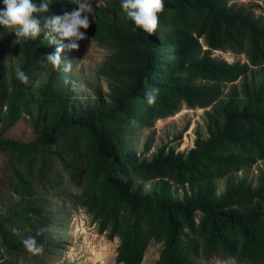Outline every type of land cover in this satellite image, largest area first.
<instances>
[{
    "label": "trees",
    "instance_id": "trees-1",
    "mask_svg": "<svg viewBox=\"0 0 264 264\" xmlns=\"http://www.w3.org/2000/svg\"><path fill=\"white\" fill-rule=\"evenodd\" d=\"M231 1L164 0L154 33L168 35L165 46L147 41L133 25L104 32L105 40L100 41L111 50L108 68L116 77L128 73L123 83L119 81L125 89L115 108L100 119H62L32 142L0 138V153L7 151L11 158V189L23 195L32 191L34 163L41 167L35 186L41 180L57 186L49 154L60 152L45 148L56 142L66 153L77 154L69 168V180L79 187L78 195L70 194L76 203L104 211L113 200L135 214L132 230L113 226L121 234L117 264H141L150 237L161 235L165 245L157 264H208L214 259L264 264V213L239 211L264 204V169L253 194L235 188L217 197L211 187L214 178L264 161V85L257 93L244 87L241 98L234 91L228 103L208 114L209 137H198L186 156L157 159L143 168L111 156L130 148L133 129L175 114L182 103L207 108L219 94L218 85L234 83L247 72L246 65L212 58V51L245 56L250 67L264 65V23L245 8L229 6ZM76 7L70 0H55L51 11L62 15ZM146 94L155 97L152 104ZM132 174L144 182L168 178L180 184L201 183L203 191L186 205L156 197L136 201L127 196L124 184ZM27 221L24 216L15 223ZM144 224L149 226L148 235L141 231Z\"/></svg>",
    "mask_w": 264,
    "mask_h": 264
},
{
    "label": "rangeland",
    "instance_id": "rangeland-1",
    "mask_svg": "<svg viewBox=\"0 0 264 264\" xmlns=\"http://www.w3.org/2000/svg\"><path fill=\"white\" fill-rule=\"evenodd\" d=\"M90 3L93 12L89 28L81 29L85 39L78 42L76 50H69L68 41L59 37L55 43L48 44L43 33L35 41L22 40L20 45L15 44V34L0 27V138L32 142L62 119H100L113 111L125 89L119 81L123 83L128 73L122 72L116 77L108 68L111 50L108 44L102 43L103 35L109 30L128 29L133 22L121 11L120 0H90ZM230 5L245 8L264 23L263 0H232ZM145 38L165 46L168 35L145 33ZM200 44L203 46V41ZM57 47L63 48L62 62L54 69L44 62L43 55L54 53ZM165 51L168 53V49ZM211 57L229 64L246 65L248 70L236 82L218 85L219 94L209 107L190 108L182 103L175 114L133 129L130 148L111 156L137 168L148 167L168 156L173 160L179 155L186 156L194 149L198 137L202 140L209 137L208 114L228 103L234 91L241 98L244 87L257 93L264 85V65L250 67L245 56L228 52L212 51ZM63 61L71 64L68 71L64 70ZM17 69L28 76L26 83L16 78ZM45 148L60 152L49 154L53 162L51 177L57 186L50 187L43 180L35 186L41 167L34 163L33 189L24 195L11 189L10 154L0 153V264H117L121 234L114 232L113 226L117 224L123 232L132 230L135 214L128 206H118L113 200L104 211L89 210L76 203L70 194L78 195L79 187L69 180V168L73 163L72 155L77 154L66 153L65 147L56 142H48ZM263 169L264 161H259L239 172L214 178L212 190L217 197L235 188L253 194L260 185ZM124 184L132 200L156 197L173 205L189 204L199 199L203 191L201 183L180 184L168 178L144 182L134 174L125 179ZM254 210L264 213V204L239 208L243 215ZM24 216L28 221L17 225L15 222ZM148 230V224H144L143 234L148 235ZM28 236L36 237L42 248L39 253L24 247L22 241ZM150 238L141 264H157L165 245L163 235L160 239ZM208 264L240 263L214 259Z\"/></svg>",
    "mask_w": 264,
    "mask_h": 264
},
{
    "label": "clouds",
    "instance_id": "clouds-1",
    "mask_svg": "<svg viewBox=\"0 0 264 264\" xmlns=\"http://www.w3.org/2000/svg\"><path fill=\"white\" fill-rule=\"evenodd\" d=\"M54 2L55 0H0V27L15 34V44L20 45L22 40L35 41L43 33L48 44L55 43L56 37H59L68 41L69 50H76L78 42L85 39V32L81 29L89 28V15L93 12L90 0H70L77 7L62 15L51 11ZM164 6V0H120V9L133 22V31L141 30L147 34L156 32L159 14ZM62 51V47H57L54 53L43 55L44 62L54 69L59 67ZM63 62L64 70L68 71L71 64ZM15 75L20 82L28 81V76L21 69H17ZM146 98L148 104H152L155 99L151 94H146ZM22 243L30 252L39 253L42 250L35 236H28Z\"/></svg>",
    "mask_w": 264,
    "mask_h": 264
}]
</instances>
